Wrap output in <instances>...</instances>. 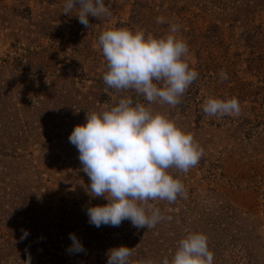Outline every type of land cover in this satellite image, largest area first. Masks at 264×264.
<instances>
[{"label": "rangeland", "instance_id": "374dc122", "mask_svg": "<svg viewBox=\"0 0 264 264\" xmlns=\"http://www.w3.org/2000/svg\"><path fill=\"white\" fill-rule=\"evenodd\" d=\"M65 3L0 0V264H106L119 246L130 248L129 264H162L190 232L207 236L213 264H264V0H105L110 15L89 16L88 28L78 9L62 13ZM170 24L199 77L176 106L137 99L204 154L187 173L168 170L187 195L148 201L164 217L154 228H96L86 208L107 201L88 195L69 136L86 111L136 96L105 85L99 36L126 28L160 37ZM210 97L238 98L240 114L206 115ZM70 233L86 252L69 254Z\"/></svg>", "mask_w": 264, "mask_h": 264}, {"label": "clouds", "instance_id": "9594fccd", "mask_svg": "<svg viewBox=\"0 0 264 264\" xmlns=\"http://www.w3.org/2000/svg\"><path fill=\"white\" fill-rule=\"evenodd\" d=\"M78 9L76 17L85 28L89 16L110 15L105 0H66L63 14ZM157 23H165L157 17ZM179 25L170 24L168 34L156 37L143 30L109 29L99 36V46L106 60L103 81L107 88L117 92L133 91L107 110L87 112L85 123L74 127L69 142L78 150L82 171L89 178L88 195L103 198V205L86 208L88 223L119 227L125 220L137 229L154 228L164 217L148 201L175 202L178 196L186 198L184 185L169 173L177 169L187 173L203 156V148L192 134L180 129L161 113L141 103L176 106L180 97L198 79L199 73L186 62L189 51L186 42L177 37ZM220 81L228 79L223 70ZM209 116L240 114L236 97H210L203 104ZM29 233L24 231L21 240ZM69 254L86 252L75 233L69 234ZM106 264H129L130 248L119 246L107 251ZM214 255L208 248L207 236L189 233L179 241L171 261L162 264H213ZM31 258L24 261L30 264ZM139 264H153L141 260Z\"/></svg>", "mask_w": 264, "mask_h": 264}]
</instances>
